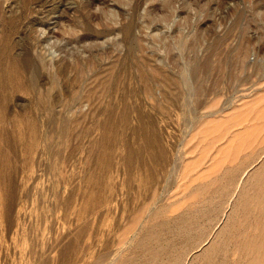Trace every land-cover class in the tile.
Returning <instances> with one entry per match:
<instances>
[{
	"label": "rangeland",
	"instance_id": "1",
	"mask_svg": "<svg viewBox=\"0 0 264 264\" xmlns=\"http://www.w3.org/2000/svg\"><path fill=\"white\" fill-rule=\"evenodd\" d=\"M263 74L264 0H0V264H262Z\"/></svg>",
	"mask_w": 264,
	"mask_h": 264
},
{
	"label": "water",
	"instance_id": "2",
	"mask_svg": "<svg viewBox=\"0 0 264 264\" xmlns=\"http://www.w3.org/2000/svg\"><path fill=\"white\" fill-rule=\"evenodd\" d=\"M168 4V2H166ZM187 11L191 12L190 5H185ZM174 11H170V14L160 18L163 24H167L171 30L174 28V24H180L177 36L174 38H168L163 42V48L166 52H174L179 60L180 73L179 78L182 86L185 90V106L188 112L194 117L197 116V108L194 105L195 98L200 91V84L198 83L196 77L198 72H200V59L195 53L193 57L188 56V38L195 33L196 21L191 18L177 22L174 17ZM264 75V74H263Z\"/></svg>",
	"mask_w": 264,
	"mask_h": 264
},
{
	"label": "bare ground",
	"instance_id": "3",
	"mask_svg": "<svg viewBox=\"0 0 264 264\" xmlns=\"http://www.w3.org/2000/svg\"><path fill=\"white\" fill-rule=\"evenodd\" d=\"M35 42H36V41H35ZM142 124H143V123H141L140 125L137 126V127H138V128H136L137 130L135 129L136 132L138 131V134H141V133L143 134V132H142V128H144V127H142ZM144 126H146V125H144ZM149 129H151V128H149ZM145 131H146V130H145ZM152 131H153V130H152ZM153 132H154V131H153ZM134 133H135V132H134ZM145 133L147 134V132H145ZM138 134H137V135H138ZM148 135H149V134H148ZM148 135H147V136H148ZM139 136H141V135H139ZM143 136H144V138H146L145 135H143ZM154 137L156 138V136H154ZM149 138H150V137H149ZM151 138H152V137H151ZM143 140H144V139H143ZM146 140H147V138H146ZM150 141H151V140H150ZM145 142L147 143V141H145ZM148 142H149V141H148ZM156 142H157V141H155V144H156ZM143 143H144V141H143ZM149 144H150V143H148V145H149ZM157 144H158V143H157ZM146 145H147V144H146ZM158 145H159V144H158ZM139 147H140V146H139ZM152 147H153V146H152ZM152 147H151V148H152ZM154 147H155V149L157 148L156 145H154ZM158 147H161V145L158 146ZM144 148H145V147H144ZM146 148H147V147H146ZM157 149L159 150V148H157ZM157 149H156V150H157ZM160 149H162V151L164 152V150H163V145H162V148H160ZM144 150H145V149H144ZM158 150H157V151H158ZM132 151H133V150H132ZM159 151H161V150H159ZM162 151H161V153H163ZM153 152H154V151H153ZM166 152H167V151H166ZM144 153H145V152H144ZM155 153H156V155H157V152H154L153 154L155 155ZM129 154H130V153H129ZM132 154H133V153H132ZM151 154H152V152H151ZM165 155H167V154H165ZM128 156H129V155H128V153H127V158H128ZM158 156H159V155H158ZM158 156H157V157H158ZM161 156L164 157V155H162V154H161ZM129 157H130V156H129ZM133 157H134V156H133ZM146 157H147V156H146ZM135 158H136V159H139V158H137V157H135ZM155 158H156V157H155ZM165 158H167V157L165 156ZM141 159H142V158H141ZM158 159H161V157H159ZM162 159H163V158H162ZM162 159H161V160H162ZM133 160H134V159H133ZM129 161H130V160H129ZM131 161H132V160H131ZM136 161H137V160H136ZM154 161H155V160H154ZM159 161H160V160H159ZM163 161H164V163H165V160H163ZM126 162H127V161H126ZM137 162H138V161H137ZM146 162H148V161H146ZM157 162H158V161H157ZM140 163H141V162H140ZM154 163H155V162H154ZM132 164H133V163H132ZM135 164H136V163H135ZM162 164H163V163H162ZM162 164L160 163L159 166L162 165ZM141 165H142V164H139L138 166L140 167ZM145 165H146V163H145ZM164 165H165V164H164ZM151 167H152V166H151ZM163 167H164V166H163ZM159 168H160V167H159ZM159 168H158V169H159ZM161 168H162V167H161ZM234 169H235V168H234ZM251 175H252V174H251ZM143 176H144V173H143ZM152 176H153V175H152ZM226 181H227V180H226ZM255 183H256V182H255ZM260 184H261V183H260ZM263 196H264V194H263ZM246 198H247V197H246ZM262 198H263V197H262ZM248 200H249V199H248ZM253 200L256 202V204H259V197H258V198H256V197L254 198V197H253ZM242 204H243V203H242ZM263 206H264V205H263ZM251 211H254V209H251ZM252 214H253V213H252ZM232 219H233V216H232V215L229 216V220H230V221H229V223H227L228 226L231 225V223L233 222ZM253 219H254V218H253ZM239 221H240V220H239ZM232 224H233V223H232ZM232 226H233V225H232ZM223 228H224V227H223ZM233 228H234V227H233ZM233 228H232V230H233ZM241 229H242V228H241ZM235 230H237V229H235ZM235 230H234V231H235ZM223 231H226V230L224 229ZM234 231H233V232H234ZM241 231H242V230H241ZM226 232H227V231H226ZM237 232H239V231H237ZM239 233H240V232H239ZM260 233H261V232H260ZM237 234H238V233H237ZM242 234H243V233H242ZM258 234H259V233H258ZM230 235H231V234H230ZM234 235L236 236V234H234ZM256 235H257V234H256ZM256 235H255V236H256ZM253 236H254V235H253ZM262 236H263V235H262ZM229 237H230V236H229ZM229 237H228V238H229ZM232 237H233V236H232ZM237 237H238V236H237ZM222 238H223V237H222ZM235 239H236V237H235ZM243 240H244V239H243ZM248 240H249V238H248ZM236 241H239V240H236ZM244 241H245V240H244ZM263 242H264V241H263ZM242 244H243V243H242ZM245 245H246V244H245ZM221 246H222V244H221V239H218L217 241H215V242H213V243H210L209 247L205 250V251H206L205 253H206V254H207V253L209 254V253H211V252H213V251L216 252V251H218V249H221ZM256 246H257V245H256ZM240 247H241V246H240ZM256 248H257V247H256ZM228 249H229V248H228ZM258 249H259V248H258ZM229 250H230V249H229ZM255 250H256V249H255ZM237 251H238V250H237ZM260 251H261V250H260ZM226 252H227V251H226ZM224 254H225V253H224ZM218 255H219V252H218L217 256H218ZM253 255H254V254H253ZM234 256L236 257V258L234 259V261H235V260H237L238 255H237V254H234ZM241 257H242V256H241ZM219 258H221V257H216V259H215L214 261H211V263H208V262H207L206 264H218V263H222V262H219V261H221V260H219ZM231 258H232V257H231ZM239 258H240V257H239ZM258 258H259V257H258ZM200 259H203V258H200ZM256 259H257V258H256ZM259 259H262V258H259ZM232 260H233V259H232ZM242 260H243V259H242ZM158 261H159V260H158ZM198 261H199V260H198ZM222 261H223V260H222ZM154 262H155V261H154ZM226 262H227V260H226ZM252 262H254V260H253ZM157 263H158V262H157ZM177 263H178V262H177ZM263 263H264V262H263ZM263 263H262V264H263ZM247 264H249V263L247 262Z\"/></svg>",
	"mask_w": 264,
	"mask_h": 264
}]
</instances>
